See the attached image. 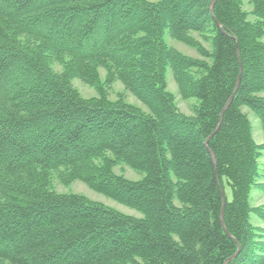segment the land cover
<instances>
[{"label": "trees", "instance_id": "obj_1", "mask_svg": "<svg viewBox=\"0 0 264 264\" xmlns=\"http://www.w3.org/2000/svg\"><path fill=\"white\" fill-rule=\"evenodd\" d=\"M212 1L0 0V264H264V0ZM76 180L142 216L54 189Z\"/></svg>", "mask_w": 264, "mask_h": 264}, {"label": "rangeland", "instance_id": "obj_2", "mask_svg": "<svg viewBox=\"0 0 264 264\" xmlns=\"http://www.w3.org/2000/svg\"><path fill=\"white\" fill-rule=\"evenodd\" d=\"M149 1L156 2L158 0H149ZM246 8L250 9L249 5H246ZM196 36H198V35H196ZM165 39L169 45L176 47L182 53H184L186 55L198 57V53L194 48H191L188 45L173 39L170 36L169 30H166V32H165ZM206 45H207V47H209V44L206 43ZM55 68L60 69V67L58 65H56ZM100 72H101L102 78H104L105 71L103 69H100ZM167 83H168V89L175 94L177 104H178L179 108L181 109V111H183L184 113H187V114H192L193 113V106L198 103V99L197 98L184 99L179 94L178 86H177V83L174 79V74H173V71L171 68H168ZM73 84L81 92V94L86 98L99 96L98 92L96 91V89L94 87L84 83L83 81H81L78 78H75L73 80ZM120 93L125 95L127 101H129L133 104H136V105L142 107L143 109L147 110L146 106L140 100H138L131 93L125 91L122 82L118 80L115 83H113L112 87L109 89V98L110 99H116V98H118V95ZM260 95L264 96V91L261 92ZM245 111H247L249 113V117L252 121L253 135H254L255 141L258 144H263L264 143V132L262 129L260 119L255 115L254 112H252L247 107L245 108ZM259 164H260V175H261L260 180L264 181V150L262 152V156L259 159ZM115 172L119 173V174H124L125 177L130 179V180H139L142 178V174L135 171L134 169H132L128 165L117 166L115 168ZM54 189L60 193L82 194V195H85L86 197L90 198L91 200L102 202V203H104L110 207H113V208H115V209H117V210H119L125 214L136 216V217L142 216V214L139 211H137L136 209L128 207V206L121 204V203H119V202L99 193V192L94 191L87 184H85L84 182H82L80 180H76L70 185H63L59 181H55L54 182ZM226 192H227L228 197L231 199L230 189H227ZM263 204H264V192L262 190H260L259 188L254 187L252 190V205L253 206H259V205H263ZM251 221L256 226H264V222L255 214H252Z\"/></svg>", "mask_w": 264, "mask_h": 264}, {"label": "water", "instance_id": "obj_3", "mask_svg": "<svg viewBox=\"0 0 264 264\" xmlns=\"http://www.w3.org/2000/svg\"><path fill=\"white\" fill-rule=\"evenodd\" d=\"M215 1H216V0H213L212 3H211V11H213V7H214V4H215ZM218 25L221 27V25H220L219 23H218ZM240 81H241V73H240V75H239V77H238L237 84H236V86H235V90H234L233 94L230 96V98L228 99V101L226 102L224 108L222 109V112H221L220 117H222V114L224 113V111L230 106L231 102L233 101V99H234V97H235V94H236L237 91H238ZM217 130H218V128L216 129V131H217ZM216 131H215V132H216ZM215 132H214L213 134H215ZM209 139H210V138H209ZM209 139L206 140V142H205L206 145L208 144ZM209 152H210V154H211V156H212V159H213V161H214V164H215V166H216V157H215V154L213 153V151H212L211 149H209ZM215 172H216V179H217V181H218V183H219V186H220V189H221V193H222V196H223V208H222V212H221V220H222V224H223V226L225 227V223H224V219H223V217H224V209H225V205H226V201H227V200H226L225 191L222 189V186H221V184H220V180H219V177H218V174H217V169H215ZM238 252H239V250L236 252V254H237ZM236 254H235V255H236Z\"/></svg>", "mask_w": 264, "mask_h": 264}]
</instances>
